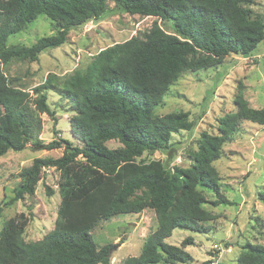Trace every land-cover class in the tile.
Returning <instances> with one entry per match:
<instances>
[{
	"label": "trees",
	"instance_id": "trees-1",
	"mask_svg": "<svg viewBox=\"0 0 264 264\" xmlns=\"http://www.w3.org/2000/svg\"><path fill=\"white\" fill-rule=\"evenodd\" d=\"M130 14L156 16L172 25L173 32L158 22L146 33L133 36L99 52L86 72L68 77L62 93L76 114L71 128L83 143L66 138L46 143L39 138L40 113L55 116L47 102L55 86L49 78L35 87L37 98L9 79L5 67L14 60H37L40 53L64 44L69 31L108 14V2ZM254 0H0V156L9 150L63 148V154L38 156L21 172L12 204L34 195L44 168L61 169V201L53 230L42 239L27 242L24 232L31 217L20 212L8 218L0 230V264H109L114 244L98 247L91 233L101 220L152 208L157 228L148 235L137 256L121 264H176L192 255L185 247L167 242L175 228L207 232L206 221L215 217L199 186L218 194L221 177L214 162L224 145L240 131L241 121L264 124V108H255L244 95L241 82L234 96L236 110L219 119L218 133L202 132L191 165L170 167L161 159L137 161L145 151L175 149L172 135L191 130L194 122L186 111L164 115L155 112L170 87L187 70L221 64L230 54L252 56L264 40V20L254 15ZM61 23L53 35L30 46L12 45L11 35L26 28L40 15ZM56 88V86H55ZM59 90V89H57ZM35 105V107H33ZM116 139L117 148L106 142ZM176 155L168 157V163ZM136 190H143L135 195ZM48 195L53 189L46 187ZM264 202V189L259 192ZM233 201L218 195L212 203ZM3 204H0V215ZM237 264H264V244L246 242Z\"/></svg>",
	"mask_w": 264,
	"mask_h": 264
},
{
	"label": "rangeland",
	"instance_id": "rangeland-1",
	"mask_svg": "<svg viewBox=\"0 0 264 264\" xmlns=\"http://www.w3.org/2000/svg\"><path fill=\"white\" fill-rule=\"evenodd\" d=\"M108 4L112 9L108 14L73 27L64 44L40 53L37 60H14L5 67L8 78L16 79L17 86L28 91L32 99L38 97L35 87L49 78L56 86L44 90L47 102L55 112V116L40 113L42 129L38 136L46 143L54 138H66L79 146L83 143L71 128V119L76 112L70 100L60 91L68 77L76 72H86L99 52L146 33L155 22L168 32H173L168 21L156 16L120 11L115 8L114 1ZM250 8L254 15L264 20V0H254ZM61 27L60 22L43 14L22 31L11 35L7 44L30 46L43 36L58 33ZM241 82L249 104L264 108V40L252 56L230 54L214 67L182 73L155 112L164 115L186 111L194 122L193 128L172 135V142L176 146L171 152L145 151L137 161L161 159L170 167L191 165L190 153L198 149L202 132L218 133L219 119L236 110L234 96ZM106 144L111 148L122 145L116 139ZM62 154L63 148L38 150L29 145L22 150H9L0 156V204H3L0 230L8 218L20 212L31 217L23 235L25 241L40 240L54 229L61 201L60 168L43 169L34 195L26 194L11 205L5 202L14 196V189L21 182L22 170L31 165L34 158H58ZM173 154L176 155L175 159L168 163V157ZM214 164L221 177L220 192L217 194L207 186H199V189L207 198L203 207L215 218L205 222L210 228L207 232L181 227L174 229L166 239L168 243L181 245L185 238L193 239V243L185 247L192 255L191 259L176 264H210L215 259L218 264H237L246 242L264 244V202L259 198V192L264 189V124L242 120L240 131L224 145L223 155ZM47 186L53 189L51 195L47 194ZM142 191L136 190L134 194H142ZM218 195L233 202L215 206L212 201ZM157 226L156 212L146 208L141 213H125L101 220L91 233L99 248L107 243L114 244L109 264H121L128 257L140 254L148 235ZM215 244L219 247L216 248Z\"/></svg>",
	"mask_w": 264,
	"mask_h": 264
},
{
	"label": "built area",
	"instance_id": "built-area-1",
	"mask_svg": "<svg viewBox=\"0 0 264 264\" xmlns=\"http://www.w3.org/2000/svg\"><path fill=\"white\" fill-rule=\"evenodd\" d=\"M215 247L218 248L219 245L218 244H215ZM210 264H218V261L215 259V260H212Z\"/></svg>",
	"mask_w": 264,
	"mask_h": 264
}]
</instances>
